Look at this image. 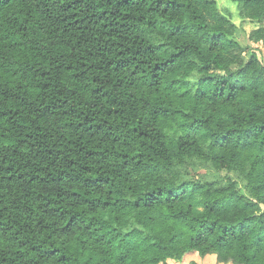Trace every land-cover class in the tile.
<instances>
[{
    "label": "trees",
    "instance_id": "1",
    "mask_svg": "<svg viewBox=\"0 0 264 264\" xmlns=\"http://www.w3.org/2000/svg\"><path fill=\"white\" fill-rule=\"evenodd\" d=\"M232 16L0 0V264H264V63Z\"/></svg>",
    "mask_w": 264,
    "mask_h": 264
},
{
    "label": "rangeland",
    "instance_id": "2",
    "mask_svg": "<svg viewBox=\"0 0 264 264\" xmlns=\"http://www.w3.org/2000/svg\"><path fill=\"white\" fill-rule=\"evenodd\" d=\"M215 1H216L217 6L220 10L227 9L233 15L232 20L238 26V30L235 32L234 37L239 42L240 46L242 47V49L244 51L242 53L243 58L245 60H247L250 53L254 50L256 52V54L258 55V57L260 58V60L264 63V46H263V44L261 42H256V41L250 39V37H249V32L253 28H255L259 25L264 26V18L261 20L260 23H252L250 21H243V20L236 17L235 8L233 5L225 2V0H215ZM204 170L205 169L202 168L201 166L197 167V172H199L201 174L204 172ZM243 191H244V189H243ZM192 259L197 260V258L189 257V258H186L185 261L183 263H180V264H187V262L189 260H192ZM199 264H219V263H217L214 256H208L205 258L204 262L199 261Z\"/></svg>",
    "mask_w": 264,
    "mask_h": 264
}]
</instances>
